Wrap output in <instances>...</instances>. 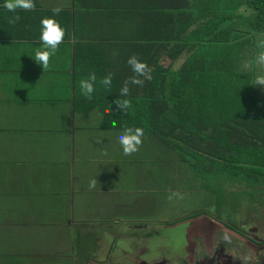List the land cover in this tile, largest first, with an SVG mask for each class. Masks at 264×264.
I'll return each instance as SVG.
<instances>
[{
  "label": "crops",
  "instance_id": "crops-1",
  "mask_svg": "<svg viewBox=\"0 0 264 264\" xmlns=\"http://www.w3.org/2000/svg\"><path fill=\"white\" fill-rule=\"evenodd\" d=\"M4 2L0 0V138L7 143V155L0 159V263L34 264L33 260L43 261V254L13 253L5 242L15 232L22 239L29 231L58 230L59 250L54 255L60 258L62 252L76 250L78 239L70 241L74 216L79 217V230H86L92 220L88 217L91 167L108 168H100L104 190L111 185L114 175H109L119 163L115 152L121 146L118 135L122 131L103 129L101 113L91 108L85 112L84 104L77 106L75 82L92 71L98 80L111 72L115 86L110 92L116 98L120 93L117 84L121 88L133 75L128 58L139 57V53L125 47L128 32L122 21L109 19L105 0H35V11L17 13L8 12ZM56 7L63 9L54 18L66 35L50 68L44 70L32 56L43 48L41 20L53 18ZM16 14L20 21L9 24L7 18ZM130 35L138 42L137 30L132 28ZM87 43L98 47L93 58L80 54L76 60V47ZM114 51L118 53L115 57ZM98 88L106 91L100 85ZM103 132H113L119 145L108 156L96 152L101 148L95 147L98 138L93 135ZM76 160L83 167L75 168ZM107 227L102 231L113 233ZM78 236L88 241L91 235L86 233L84 238L78 232ZM79 245L84 248L85 242Z\"/></svg>",
  "mask_w": 264,
  "mask_h": 264
},
{
  "label": "trees",
  "instance_id": "trees-1",
  "mask_svg": "<svg viewBox=\"0 0 264 264\" xmlns=\"http://www.w3.org/2000/svg\"><path fill=\"white\" fill-rule=\"evenodd\" d=\"M104 8L122 21L125 47L138 51L152 79L130 86L127 114L115 104L124 97L99 84L91 100L79 96L77 79V106L101 113L103 129L143 128L145 145L154 140L174 161H202L203 177L233 182V196L246 194L264 208V101L255 73L241 66L264 34V0H105ZM96 50L78 45L76 60Z\"/></svg>",
  "mask_w": 264,
  "mask_h": 264
},
{
  "label": "rangeland",
  "instance_id": "rangeland-1",
  "mask_svg": "<svg viewBox=\"0 0 264 264\" xmlns=\"http://www.w3.org/2000/svg\"><path fill=\"white\" fill-rule=\"evenodd\" d=\"M245 9L247 8H243L242 12ZM261 39H264V34L255 38L257 41L255 47L245 51L246 54L247 51L253 52L255 57L247 54V59L243 58L241 62V66L246 70H252L255 73V77L264 73V70L256 64L258 53L264 51L258 47V41ZM256 87L264 101V86L256 85ZM93 136L107 140L95 144L96 148H101L96 151L99 155L108 156L119 147L113 132H103ZM6 144L5 140L0 138V159L7 155ZM12 155L16 156L14 149ZM115 157L119 163L109 175V177L114 175V179H110L111 185L105 188L108 189L107 192L101 189L104 183L100 168L105 170L108 168L91 167L90 178L91 180L96 178L98 181L90 193L91 212L88 217L92 220L86 224V230H79L81 228L79 217L74 216L75 225L70 231V241L78 239L76 250L68 253L64 251L60 258L56 257L54 253L59 250L60 233L58 230L48 229L29 231L27 235L23 233L22 239L15 232L5 242L7 248L13 253L22 250L23 255L43 254V261L33 260L34 264H134L126 258L136 256L137 259L149 261L153 260L161 250L171 255L184 251L187 248L186 232L190 226H183L181 222L171 225L170 223L199 210L210 211L206 208H216L221 215L232 211L228 218L240 213L238 218L252 217V226H259L255 218L260 214L254 215L257 214L253 206L256 204L252 199L246 194L233 196L232 191L235 190L231 186L233 182L213 181V175L203 177L202 161L198 160L194 163L174 161L170 151L155 147L154 140L149 145H145L143 140L139 152L131 156L124 155L120 146L115 152ZM82 161L90 168L88 162L86 163L83 159ZM76 167H83V165L76 160ZM242 185L245 186V184ZM170 191L180 192L183 198H173L169 201ZM221 193L223 195L220 196ZM76 197L78 198V194ZM258 208L262 207L258 206ZM102 221L107 223L101 224ZM104 227L111 232H119V237H115L113 241L118 248L114 252H120L117 255V261L112 262L110 256L108 259L99 258V255L103 253L102 246L104 248L106 245V232L102 231ZM128 231L135 232L134 235L131 234L135 237V241L134 238L130 242L126 239ZM78 232L84 238L86 233L91 236L88 241L87 239L79 240ZM67 233L64 235L66 236ZM142 237L145 238L143 242ZM96 238L98 240H94ZM82 241L85 242L84 248L79 245ZM90 256L94 260H90Z\"/></svg>",
  "mask_w": 264,
  "mask_h": 264
},
{
  "label": "flooded vegetation",
  "instance_id": "flooded-vegetation-1",
  "mask_svg": "<svg viewBox=\"0 0 264 264\" xmlns=\"http://www.w3.org/2000/svg\"><path fill=\"white\" fill-rule=\"evenodd\" d=\"M206 209L210 211L199 210L170 223L190 226L186 232L187 248L180 254L171 255L161 250L153 260L137 259L136 256L126 259L134 264H264V208L254 206L257 213L254 215L260 214L255 218L259 226H252V217L238 218L240 213L228 218L232 211L221 215L216 208ZM131 234L135 232L128 231L126 235L129 242L133 238L135 241ZM105 237L106 245L102 246L103 253L99 258L110 256L112 262L117 261L120 252H114L118 248L113 241L119 237V232L106 233ZM144 240L142 237V242Z\"/></svg>",
  "mask_w": 264,
  "mask_h": 264
},
{
  "label": "clouds",
  "instance_id": "clouds-1",
  "mask_svg": "<svg viewBox=\"0 0 264 264\" xmlns=\"http://www.w3.org/2000/svg\"><path fill=\"white\" fill-rule=\"evenodd\" d=\"M3 7L11 13H17L18 10H23L25 12H32L36 9L35 0H5ZM63 11L62 8L56 7L52 9L53 18H43L41 20V31H40V42L43 48L36 49L34 60L47 70L51 66L52 57L56 55L59 51L60 45L64 43V38L66 35V29L63 28L60 23L54 18L58 16ZM21 19L20 15L16 14L7 18L9 24L15 25ZM258 47L264 49V39L258 41ZM118 55L116 51L113 52V57ZM127 64L130 67L133 75L130 76L123 82L120 88V97L124 99H116L115 104L118 111L127 114L130 109H132V102L126 97L130 96L131 85H136L142 87L144 82L150 81L152 79L153 69L147 64V62L142 61L138 56L132 55L128 58ZM256 64L264 70V51H260L256 57ZM113 73H108L104 77L98 80L95 71L90 72L85 78L80 80V89L82 95L87 99L91 100L93 94L96 91L97 84L102 86L105 90H111L113 82ZM254 85L264 86V73L259 74L255 77ZM111 111V110H110ZM112 127H116V121H112ZM145 136V131L141 127H125L124 130L118 135V141L123 150V154L126 156H131L139 152L141 146L143 145V138ZM97 144L102 143V138H98L95 141ZM106 154V153H105ZM98 181L96 178L89 182V189L96 187ZM173 198L182 199L183 195L178 191H170L168 195V200L171 201Z\"/></svg>",
  "mask_w": 264,
  "mask_h": 264
}]
</instances>
